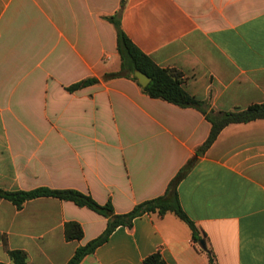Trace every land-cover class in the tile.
Wrapping results in <instances>:
<instances>
[{
    "label": "crops",
    "instance_id": "1",
    "mask_svg": "<svg viewBox=\"0 0 264 264\" xmlns=\"http://www.w3.org/2000/svg\"><path fill=\"white\" fill-rule=\"evenodd\" d=\"M123 2V4H122ZM121 27L209 109L264 103V0H0V188H73L125 213L164 193L191 158L177 192L216 264H264V119L229 123L203 154L210 124L193 108L144 94L120 68ZM98 81L74 91L81 79ZM78 222L80 240L64 225ZM106 218L43 196L17 209L0 197V232L28 264H65ZM200 247V246H199ZM173 213L119 226L79 264H208ZM0 264H11L0 244Z\"/></svg>",
    "mask_w": 264,
    "mask_h": 264
},
{
    "label": "trees",
    "instance_id": "2",
    "mask_svg": "<svg viewBox=\"0 0 264 264\" xmlns=\"http://www.w3.org/2000/svg\"><path fill=\"white\" fill-rule=\"evenodd\" d=\"M105 19L113 24L116 31V49L120 58V68L117 71L106 72L103 78L105 80L118 77L129 78L140 86L144 94L151 98L161 99L181 108H193L201 112L209 122L210 129L205 141L197 147L196 154H203L213 143L221 129L229 123L264 119V103H255L245 108L225 111L209 109L206 101L192 96L183 88V76L180 70L158 66L148 55L133 44L121 27L119 11L113 15L105 16ZM135 70H139L150 77V81L146 86L142 87L137 82L133 74ZM97 81L98 79L95 77H87L69 85L67 90L74 91ZM194 159L191 158L179 169L168 183L163 194L141 201L125 213H116L110 201L100 204L90 194L73 188L37 187L31 190H5L0 188V197L10 201L17 209H20L30 199L50 196L71 201L77 206L90 208L106 218L104 230L84 245L78 246L65 264H79L84 256L93 253L98 246L106 242L117 227H130L133 220L143 214L163 216L166 213H173L178 219L186 223L190 229L192 242L199 247V242L205 240L204 234L200 232V229L182 209L177 192L178 183L191 169ZM64 237L68 241L80 240L83 237L81 225L76 221L66 222ZM0 244L8 254L11 264H28L27 252L9 248L7 236L2 232H0ZM205 251L208 256V264H216L213 252L209 248H206ZM143 264H166V262L159 252H154L144 258Z\"/></svg>",
    "mask_w": 264,
    "mask_h": 264
},
{
    "label": "water",
    "instance_id": "3",
    "mask_svg": "<svg viewBox=\"0 0 264 264\" xmlns=\"http://www.w3.org/2000/svg\"><path fill=\"white\" fill-rule=\"evenodd\" d=\"M133 74H134V76L136 77L137 82H138L142 87L146 86L147 83L150 81V77L147 76L145 73L139 71V70H135V71L133 72ZM199 246H200L202 249H204V250L206 249V243H205V240H204V239L201 240V241L199 242Z\"/></svg>",
    "mask_w": 264,
    "mask_h": 264
}]
</instances>
